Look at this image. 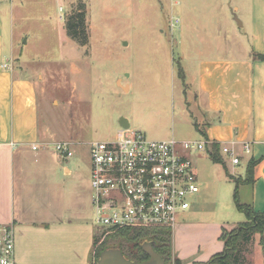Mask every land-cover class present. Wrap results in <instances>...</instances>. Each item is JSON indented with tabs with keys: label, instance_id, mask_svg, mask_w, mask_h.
Listing matches in <instances>:
<instances>
[{
	"label": "rangeland",
	"instance_id": "rangeland-1",
	"mask_svg": "<svg viewBox=\"0 0 264 264\" xmlns=\"http://www.w3.org/2000/svg\"><path fill=\"white\" fill-rule=\"evenodd\" d=\"M179 1L9 0V12L4 10L5 52L9 59L14 55L18 73L42 83L40 132L47 134L49 152L55 153L56 142H68L74 154L64 162L73 169L72 177L61 170L52 172L62 198L58 209L70 226L66 232L34 238L27 264H86L92 258L91 264H97L95 249L113 232L97 223L91 144L116 139L124 121L150 140H203L193 122L203 124V113L195 103L200 64L191 59L197 44L209 37L212 29L205 27H211V22L203 0H189L192 7L178 24V14L172 12L179 8ZM81 3L87 7L88 46L67 34L68 18ZM227 7L234 24L240 27L244 20L248 27V14H237L234 0L227 1ZM249 41L250 34L244 39L247 45ZM201 54L202 49L196 55ZM245 159L240 166L234 165L238 177L246 175ZM193 160L201 186L185 214L200 209L206 213L198 215L202 219L184 236L171 230V264L177 260L182 264L181 259L203 264L212 246L222 240V222L246 221L236 208L235 182L227 169L214 163L207 151L193 154ZM249 194L244 191L243 203ZM237 227L226 230L228 236ZM243 251L244 264H264L260 234L252 236Z\"/></svg>",
	"mask_w": 264,
	"mask_h": 264
},
{
	"label": "crops",
	"instance_id": "crops-1",
	"mask_svg": "<svg viewBox=\"0 0 264 264\" xmlns=\"http://www.w3.org/2000/svg\"><path fill=\"white\" fill-rule=\"evenodd\" d=\"M203 1L205 14L211 22V27L206 26L205 30H212L205 42L197 44L196 54L201 49L203 54H195L191 59L200 64L199 91L195 103L203 113V124L193 122L203 139L221 145L236 142L241 164L247 156V167L250 160L257 162L253 183L242 185L239 194L241 200L244 191L250 192L244 204L251 205L257 213H264V61L255 58V55H264V0H234L236 13L243 11L248 14V27L244 20L238 27L227 15L229 0ZM178 3L179 8L173 9L172 13L178 14L179 24L180 18L193 3L189 0ZM8 5L9 0H0V224L14 225L17 263L27 264V251L33 249L34 238L68 230L70 220L62 218L59 212L58 202L62 198L56 191L58 182L53 179L52 172L61 170L68 177L74 173L70 166L64 164L70 158L65 160L56 152H49L47 134L41 135L42 83L18 73L13 64L14 55L9 59L5 52L4 10L7 8L9 12ZM13 12L14 9H11V16ZM249 34L247 45L244 39ZM229 35L231 38H228ZM182 60L186 61V56ZM243 144L251 145V154L242 152ZM33 146H37V150ZM222 157L230 175L242 179L246 177L236 176L231 160ZM194 163L197 173L195 160ZM198 180L201 186L199 176ZM201 213L206 212L200 209L184 214L174 232L178 230L176 234L186 235L198 223ZM222 224L224 230L238 225L236 222ZM224 248V241L219 240L217 246H212L206 254L207 260L200 263H206L223 252ZM92 260L86 264H91ZM181 260L182 264L198 262Z\"/></svg>",
	"mask_w": 264,
	"mask_h": 264
},
{
	"label": "built area",
	"instance_id": "built-area-1",
	"mask_svg": "<svg viewBox=\"0 0 264 264\" xmlns=\"http://www.w3.org/2000/svg\"><path fill=\"white\" fill-rule=\"evenodd\" d=\"M214 144L219 143L207 139L150 140L130 128L121 130L114 140L91 144L92 202L97 223L108 232L174 230L191 208V198L200 192L193 154L209 153ZM219 145L221 154L233 165L241 164L236 142ZM53 147L62 159L74 155L68 142ZM242 152L251 154V145L243 144ZM0 264H17L14 225L0 224Z\"/></svg>",
	"mask_w": 264,
	"mask_h": 264
},
{
	"label": "trees",
	"instance_id": "trees-1",
	"mask_svg": "<svg viewBox=\"0 0 264 264\" xmlns=\"http://www.w3.org/2000/svg\"><path fill=\"white\" fill-rule=\"evenodd\" d=\"M66 26L67 34L72 40L81 46L89 45L90 33L85 3H81L79 10L68 18ZM255 58L264 61V55H255ZM209 156L214 163L221 164L226 168L219 144L212 146V149L209 150ZM256 164V161L250 160L244 179L234 177L228 173V177L236 184L234 193L236 208L246 216V221L239 223L237 230L234 231L235 233L229 234V236L228 232L224 230L221 238L225 243L224 251L213 256L208 262L203 264H244L242 255L245 244H248L255 234H260L264 240V213H257L251 205L242 203L239 194L242 185L253 183ZM172 238V231L167 228L118 230L106 236L98 248L99 240L98 238L96 239L95 247L97 249H95L94 253L96 263L101 253L106 249H120L127 259L134 262L147 261L150 257L143 250V245L151 243L155 251L164 258L166 264H171L173 256ZM176 264L181 263L177 260Z\"/></svg>",
	"mask_w": 264,
	"mask_h": 264
},
{
	"label": "water",
	"instance_id": "water-1",
	"mask_svg": "<svg viewBox=\"0 0 264 264\" xmlns=\"http://www.w3.org/2000/svg\"><path fill=\"white\" fill-rule=\"evenodd\" d=\"M123 128H129L127 121L123 122ZM143 250L150 257L144 262H134L127 259L120 249H106L101 253L97 264H166L164 258L155 251L151 243L144 244Z\"/></svg>",
	"mask_w": 264,
	"mask_h": 264
}]
</instances>
